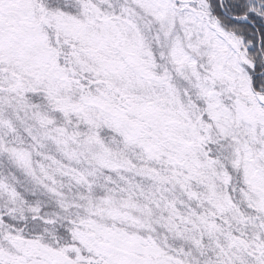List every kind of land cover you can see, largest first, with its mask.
Masks as SVG:
<instances>
[{
	"label": "snow or ice",
	"instance_id": "1",
	"mask_svg": "<svg viewBox=\"0 0 264 264\" xmlns=\"http://www.w3.org/2000/svg\"><path fill=\"white\" fill-rule=\"evenodd\" d=\"M0 264H264V0H0Z\"/></svg>",
	"mask_w": 264,
	"mask_h": 264
}]
</instances>
